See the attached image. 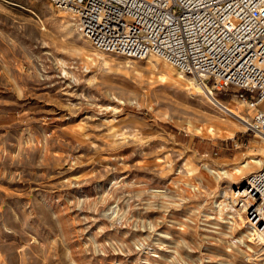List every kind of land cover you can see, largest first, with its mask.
Returning <instances> with one entry per match:
<instances>
[{"label": "rangeland", "instance_id": "obj_1", "mask_svg": "<svg viewBox=\"0 0 264 264\" xmlns=\"http://www.w3.org/2000/svg\"><path fill=\"white\" fill-rule=\"evenodd\" d=\"M76 28L47 0H0V264H264L227 197L264 141L195 79Z\"/></svg>", "mask_w": 264, "mask_h": 264}, {"label": "built area", "instance_id": "obj_2", "mask_svg": "<svg viewBox=\"0 0 264 264\" xmlns=\"http://www.w3.org/2000/svg\"><path fill=\"white\" fill-rule=\"evenodd\" d=\"M98 52L159 59L253 111L246 132L264 136V0H47ZM237 195L249 244L264 247V163Z\"/></svg>", "mask_w": 264, "mask_h": 264}, {"label": "bare ground", "instance_id": "obj_3", "mask_svg": "<svg viewBox=\"0 0 264 264\" xmlns=\"http://www.w3.org/2000/svg\"><path fill=\"white\" fill-rule=\"evenodd\" d=\"M77 29V32H78V34L82 37V35H81V33L79 32V30H78V28H76ZM83 38V37H82ZM87 41V40H86ZM146 60V59H145ZM198 89L203 93V94H205V97L207 98V100L215 107V108H217L219 111H221L223 114H225L228 118H231V119H233V120H235V121H238V122H240L241 124H243L244 126H245V128H248V126H249V122L247 121V119L245 118V117H243L238 111H236L235 109H233L232 107H227V106H224V105H222V104H220V103H218L217 101H215L214 99H213V97L211 96V93L210 92H212L211 91V89L209 88V87H204V86H202V85H200L199 83H198ZM243 104H246V103H244V102H242ZM230 120V119H229ZM258 136L264 141V136L263 135H261V134H258ZM249 159H250V163H252V164H256V165H258V164H261V162L259 161V160H257V159H253V158H250L249 157ZM235 190V189H234ZM241 190L240 189H236L235 191H232V193L229 195V196H227L228 197V199L230 200L229 202L230 203H232V204H234L235 203V206L237 207V203H236V200H237V195H238V193L240 192ZM226 197V198H227ZM229 202L228 203H225V204H221V206H219V213H221V214H224L223 212H228V211H231V212H234L236 209H234V208H232L230 205H229ZM239 208V207H238ZM239 210L241 211V214L244 216V211L241 209V208H239ZM238 210V211H239ZM237 210H236V212H238ZM244 218H245V216H244ZM260 241L261 242H264V237L262 236V239H260Z\"/></svg>", "mask_w": 264, "mask_h": 264}, {"label": "water", "instance_id": "obj_4", "mask_svg": "<svg viewBox=\"0 0 264 264\" xmlns=\"http://www.w3.org/2000/svg\"><path fill=\"white\" fill-rule=\"evenodd\" d=\"M243 185H244V183H242L240 187H242Z\"/></svg>", "mask_w": 264, "mask_h": 264}]
</instances>
